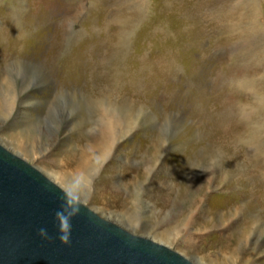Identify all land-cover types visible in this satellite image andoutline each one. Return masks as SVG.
<instances>
[{
	"label": "rangeland",
	"instance_id": "rangeland-1",
	"mask_svg": "<svg viewBox=\"0 0 264 264\" xmlns=\"http://www.w3.org/2000/svg\"><path fill=\"white\" fill-rule=\"evenodd\" d=\"M0 144L193 264H264V0H0Z\"/></svg>",
	"mask_w": 264,
	"mask_h": 264
},
{
	"label": "water",
	"instance_id": "water-1",
	"mask_svg": "<svg viewBox=\"0 0 264 264\" xmlns=\"http://www.w3.org/2000/svg\"><path fill=\"white\" fill-rule=\"evenodd\" d=\"M0 264L193 263L101 218L0 144Z\"/></svg>",
	"mask_w": 264,
	"mask_h": 264
},
{
	"label": "clouds",
	"instance_id": "clouds-1",
	"mask_svg": "<svg viewBox=\"0 0 264 264\" xmlns=\"http://www.w3.org/2000/svg\"><path fill=\"white\" fill-rule=\"evenodd\" d=\"M63 239H65V240H66V239H67V237L65 236V237H63Z\"/></svg>",
	"mask_w": 264,
	"mask_h": 264
}]
</instances>
